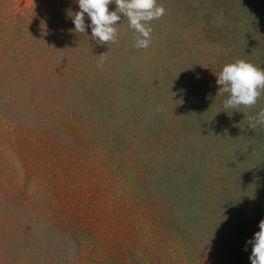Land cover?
Masks as SVG:
<instances>
[{
  "label": "rangeland",
  "instance_id": "374dc122",
  "mask_svg": "<svg viewBox=\"0 0 264 264\" xmlns=\"http://www.w3.org/2000/svg\"><path fill=\"white\" fill-rule=\"evenodd\" d=\"M157 3L136 48L123 14L98 44L77 0H0V264H251L264 92L216 80L264 68V0Z\"/></svg>",
  "mask_w": 264,
  "mask_h": 264
},
{
  "label": "clouds",
  "instance_id": "9594fccd",
  "mask_svg": "<svg viewBox=\"0 0 264 264\" xmlns=\"http://www.w3.org/2000/svg\"><path fill=\"white\" fill-rule=\"evenodd\" d=\"M77 3L79 11L72 17L75 31H86L87 15L93 40L98 44H109L117 38L116 22L121 20L120 14H123L128 19L129 27L137 33L136 48L149 47L152 33L150 22L159 19L165 12L164 6L158 4L157 0H77ZM110 4L115 5V10H109ZM217 77L216 83L221 86L219 91L230 94L223 101L224 109H235L240 105L251 107L264 92V68L244 59L224 64ZM254 119L264 125V108L258 111ZM247 244L251 245V264H264V218L259 221V230L248 239Z\"/></svg>",
  "mask_w": 264,
  "mask_h": 264
}]
</instances>
